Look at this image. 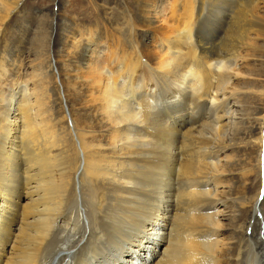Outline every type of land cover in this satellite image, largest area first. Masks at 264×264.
<instances>
[{
    "label": "bare ground",
    "instance_id": "1",
    "mask_svg": "<svg viewBox=\"0 0 264 264\" xmlns=\"http://www.w3.org/2000/svg\"><path fill=\"white\" fill-rule=\"evenodd\" d=\"M25 1L0 0V264H264V184L244 192L253 151L262 184L264 0H192L158 51L130 37L115 73L85 65L87 121L70 130L45 50L25 79L13 59L2 90L1 40Z\"/></svg>",
    "mask_w": 264,
    "mask_h": 264
},
{
    "label": "rangeland",
    "instance_id": "2",
    "mask_svg": "<svg viewBox=\"0 0 264 264\" xmlns=\"http://www.w3.org/2000/svg\"><path fill=\"white\" fill-rule=\"evenodd\" d=\"M191 1L26 0L21 3L20 9L11 15L7 23V35L3 43L1 40L4 52L3 60L8 69L4 82L2 80V90L6 92L9 80L13 78L11 75V70L13 69L11 61L13 59L18 64L16 69L19 71V77L25 79L33 70L32 60L34 62L39 61L37 54L39 51L45 50L52 63L51 74L56 81L54 91L60 94L61 106L65 112L64 125L70 130L72 125L77 126L87 121L85 119L87 115L84 112L80 95H78L81 90L79 85L76 84L77 79L75 77L82 78L85 72V65L89 66L93 74L104 66H107L115 73L119 66L118 63L122 62L120 59L124 57V59H129L130 57L129 52L124 48L125 43L123 42L130 37L137 41L141 50L147 45L148 52L152 50L158 51L160 30L163 32L166 26H177L183 20L187 12L186 8ZM173 3H175L176 11L174 14L169 10ZM146 4L153 5L157 11H155L157 13L156 21L154 20L155 30L150 41L140 28L142 26V8ZM131 25L137 26L138 29L133 30L130 35L129 28ZM88 35L96 36L98 42L91 45L86 40ZM257 46L258 49L254 52L257 54L264 52V42L258 41ZM244 53L245 51H242V54ZM238 62L232 63V66H235L234 68L238 69V71H243L245 69L243 66L246 63ZM250 65L248 66V68L250 67L249 69L251 67L254 68V66ZM263 70L261 69V73L264 75ZM151 80L147 77L144 80L145 86H151L154 78L152 82ZM232 82L235 83L236 81ZM132 87L137 91L134 90L136 93L140 94V88ZM141 98L152 99L148 94H145V98L143 96ZM232 110L234 108L229 104L226 113L230 114ZM88 118H90L89 115ZM228 121L227 118L225 122ZM228 129L229 127L225 126L224 132L221 134V139L224 141L229 136ZM234 130H237L235 134L239 132L238 128L233 129L232 132ZM67 139L70 141L69 135ZM255 152L250 153L252 167L248 176L249 183L244 191L248 195H253L260 185L262 190L264 184V151L261 154L260 178L262 179V184H258L256 179L255 160L257 157ZM224 154L236 156L239 154V150H228L222 153L221 157ZM220 164L222 163L220 162ZM262 201L263 198L261 196L259 197V202Z\"/></svg>",
    "mask_w": 264,
    "mask_h": 264
},
{
    "label": "water",
    "instance_id": "3",
    "mask_svg": "<svg viewBox=\"0 0 264 264\" xmlns=\"http://www.w3.org/2000/svg\"><path fill=\"white\" fill-rule=\"evenodd\" d=\"M263 156V155H262Z\"/></svg>",
    "mask_w": 264,
    "mask_h": 264
}]
</instances>
